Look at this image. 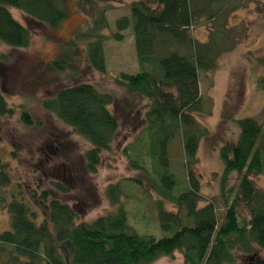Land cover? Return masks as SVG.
<instances>
[{"label": "trees", "instance_id": "16d2710c", "mask_svg": "<svg viewBox=\"0 0 264 264\" xmlns=\"http://www.w3.org/2000/svg\"><path fill=\"white\" fill-rule=\"evenodd\" d=\"M242 4L240 0H139L129 6V17L116 21L117 31L111 39L117 42L131 25L137 72L121 74L114 83L128 100L147 103L137 142H147L150 172L141 167L144 163L132 159L130 167L147 172L148 185L159 198L155 213L160 237L139 234L129 226L126 210L118 205L119 184L106 192L108 201L117 207L114 212L78 223L73 209L47 191L28 190L26 195L18 183L13 185L9 164L0 158V211H7L9 225L0 233V264H153L176 252L182 255L183 264H236L237 253L250 259L254 247L264 252V192L252 181L264 176V125L249 118L236 121V143L219 150L224 167L220 196L225 205L219 225L212 203L198 207L201 187L194 172L200 141L208 136L195 118L203 114L199 74L214 71L218 59L246 39L247 27L229 26ZM10 9L50 30L59 29L67 18L51 0H0V45L12 49H28L32 36L13 19ZM112 10L105 8V12ZM262 12L258 9L256 13ZM199 28L206 31L204 43L192 35ZM103 47L102 38L86 46L87 64L102 75L106 72ZM258 62L264 65V59ZM61 65L58 61L52 64L58 71ZM256 88L264 93V76H257ZM114 105L120 109L111 94L100 93L89 84L59 89L41 102L44 112L90 145L84 153L90 174L96 173L100 155L110 152L119 131L118 110L110 111ZM14 115L0 94V119ZM19 121L27 129L39 127L25 111ZM177 136L187 184L180 192H176L177 180L168 157V146ZM233 173L238 180L233 192L229 190L233 195L229 199L224 193ZM52 185L60 193L69 192L58 183ZM163 202L175 211L165 210ZM240 208L246 216L239 213Z\"/></svg>", "mask_w": 264, "mask_h": 264}, {"label": "rangeland", "instance_id": "374dc122", "mask_svg": "<svg viewBox=\"0 0 264 264\" xmlns=\"http://www.w3.org/2000/svg\"><path fill=\"white\" fill-rule=\"evenodd\" d=\"M55 8L66 14L57 30H50L10 9L15 21L31 33V46L26 50L0 45V94L15 115L0 119V158L9 164L13 185L19 184L23 193L28 190L47 191L51 198L67 204L77 214V222L89 223L114 212L117 207L108 201V187L119 184L121 205L127 212L129 226L139 234L151 233L160 237L155 202L159 200L148 185L150 160L145 156L146 140L137 142L143 129V114L147 103L128 100L114 80L121 74L137 72L135 47L131 25L121 34L123 40L111 39L116 33V21L129 17V6L139 0H51ZM243 9L230 19L231 28L247 27L245 40L230 53L222 55L214 71L199 74V93L203 114L195 118L208 131L199 144L198 162L194 169L200 181L201 201L198 207L212 203L218 225L224 217V200L220 196L223 163L219 150L235 144L239 130L236 121L253 119L264 125V93L256 88L257 76H264V0H240ZM112 11L105 12L106 7ZM261 10L262 14L256 12ZM194 39L204 43V28L192 32ZM97 38L104 40L106 72H94L86 61V46ZM62 63V70L53 62ZM77 84L92 85L100 93L111 94L120 109V128L110 152L100 155L95 174L86 170L84 153L90 145L53 115L41 108L44 99L52 98L59 89ZM133 102V103H132ZM22 111L39 122L36 129H27L19 121ZM131 113V114H130ZM13 153V158L11 157ZM170 171L177 180L176 192L187 187L183 169L182 144L177 136L168 146ZM144 163L143 170H134L129 160ZM235 173L229 176L224 196L233 197L229 190L237 184ZM252 181L264 192V176ZM58 183L69 192H58ZM168 211L174 207L163 202ZM239 213L246 216L243 208ZM7 211H0V233L7 231ZM252 258L237 253L236 264H264V252L254 247ZM153 264H183L180 253L161 258Z\"/></svg>", "mask_w": 264, "mask_h": 264}]
</instances>
